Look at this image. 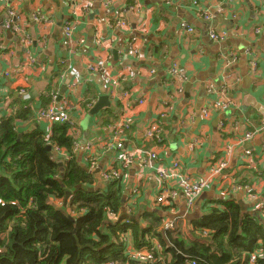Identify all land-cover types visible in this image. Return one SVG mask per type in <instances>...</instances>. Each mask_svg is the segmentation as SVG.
Listing matches in <instances>:
<instances>
[{
  "label": "crops",
  "instance_id": "1",
  "mask_svg": "<svg viewBox=\"0 0 264 264\" xmlns=\"http://www.w3.org/2000/svg\"><path fill=\"white\" fill-rule=\"evenodd\" d=\"M32 1L10 0V5L26 13L27 22L21 24L36 39L38 23L29 19L34 6ZM90 1L100 22L95 26L84 22L74 33L76 41L80 38L83 41L77 44L73 54H69L61 43L62 23L57 25L53 8H46V0L35 2L40 3L43 10L52 11L54 22L47 26L44 33L45 47H41L40 40L31 45L35 57L34 68L39 74L27 81V90L32 96L30 104L47 106L46 103L43 105V99H47L51 81L57 80L60 98H57L55 107L67 101L64 109L71 121L68 131L78 143V149L74 150L75 161L93 176V182L88 186L92 189L88 190L104 189L100 171L108 166L117 168L123 154L126 158L131 157L132 161L124 165L121 177V206L124 208L112 218L114 221L124 217V221L131 222L140 220L144 213L155 212L165 220L175 217L177 224L186 226L188 232L192 220L209 213L210 206L220 207L217 203L219 200L237 201L244 212L259 214L264 219V211L263 214L261 212L264 210V130L253 140L239 141L246 129L264 122V0H197L198 9L209 13L208 20L196 8L193 9L191 0H175L169 6L160 0H139L138 8L125 13V28L113 33L115 46L109 52L108 62L114 72L129 69L127 78L114 89V97L101 77L89 73L85 68L88 61L103 54V46L95 41L110 33L104 19L115 17L107 9L101 8L97 0ZM131 2L118 0L116 14L123 4ZM67 10L64 4L63 18ZM4 18L5 14L0 11V38L4 43H14L15 54L0 58V88L4 86L0 106L20 112L18 121L14 122L19 136L37 128L49 133L52 124L45 120L37 121L31 107H26L29 109L24 111L26 108L18 93V83L8 84L9 80L1 75L5 68L16 71L21 52L19 37L3 27ZM181 21L192 25L194 32L181 31ZM56 26H59V31H56ZM256 29H259L257 33ZM211 30L226 31L227 35L224 40L215 42L209 35ZM131 42H137L140 46L138 57L127 54V46ZM115 48L121 50L127 59L119 62ZM250 50L257 54L260 65L255 73L249 66ZM174 62L183 75L178 81L182 92L175 93L171 103L167 104L173 90L169 86L168 70ZM74 74L77 83L70 90L67 82L74 80ZM63 85L65 90L61 93ZM209 85L213 86L214 94H209ZM228 86L227 97L234 99V104L224 112H213L208 120H203L201 108L206 107L212 98L225 99V92H216ZM123 92L129 93L127 103L120 97ZM102 95L108 96L110 106L91 113V108ZM2 114L4 111L0 109V121L5 118ZM121 119L129 121L131 125L129 131L123 134L122 151L110 139L111 124ZM150 123L159 127V135L163 138L161 141L144 137ZM222 123L224 128L220 127ZM194 138H200L201 144L190 150ZM88 143L94 146V167L88 163ZM149 152L158 153L164 159V165L147 160ZM220 156L227 161L228 173L216 176L196 199L191 210L186 208L180 181L175 176H167L163 182L167 187L177 189L178 196L166 205L155 202L162 184L158 167L163 168L176 159L181 162V168L176 173L198 178L206 172L211 160ZM243 183L250 188H245ZM133 186L138 188V195L134 197L130 193ZM165 222L157 231L165 230Z\"/></svg>",
  "mask_w": 264,
  "mask_h": 264
},
{
  "label": "trees",
  "instance_id": "2",
  "mask_svg": "<svg viewBox=\"0 0 264 264\" xmlns=\"http://www.w3.org/2000/svg\"><path fill=\"white\" fill-rule=\"evenodd\" d=\"M46 98L43 105L50 103ZM19 113L0 121V264H247L256 248L264 251V219L234 200H219L220 207L192 220L190 238L179 228L157 231L164 218L155 212L112 220L124 208L121 182L105 181L102 191L81 187L93 176L75 161L69 125L53 122L49 133L37 128L19 136ZM126 237L133 249L155 239L161 251L136 260L125 251ZM255 262L264 264V256Z\"/></svg>",
  "mask_w": 264,
  "mask_h": 264
},
{
  "label": "built area",
  "instance_id": "3",
  "mask_svg": "<svg viewBox=\"0 0 264 264\" xmlns=\"http://www.w3.org/2000/svg\"><path fill=\"white\" fill-rule=\"evenodd\" d=\"M34 1V2H33ZM32 3H34V6L31 9V12L29 14V19L35 23H38L39 29L37 31V38L34 39V37L31 36V34H28L26 32V29L24 26H22L21 22H27V15L25 12L20 10L19 8H16L15 6L10 5V0H0V11L2 14H5V18L3 19V27L6 30H11L14 32L15 35L19 37L20 44H21V52L19 54V62L16 71L12 72L10 68H5L2 70L1 75L4 79L9 80L8 84H15L18 83V93L22 96L24 100L23 107H31V109H34V117L37 121H48L51 124L53 122H62L67 123L68 125L71 124V121H69L68 112L64 109V106L66 105L67 101L64 100L60 102V105L58 107H55L56 100L59 96V90H58V82L57 80H52L50 83V88L47 92V97L50 100V103L47 104V106H42L41 104H36L32 106L30 102L32 101V96L30 92L27 90V81L30 77H33L37 74H39V71L34 68V62L35 57L31 50V45L35 41L40 40L41 47H45V35L44 33L47 31V26L54 22V17L52 14V11L50 10H43L39 0H33ZM64 4L68 7L67 14L63 18L61 27H62V40L61 43L65 47L66 51L69 54H73L75 51V48L78 43H82L83 39L80 38L79 41H76L74 39V33L82 26V24L85 23H91L94 26L98 25L100 22V19L97 18L96 14H94V11L91 8V1L90 0H63ZM165 6L172 5L175 0H160ZM100 7L103 9H107L110 14H114L116 19L110 18L108 20H105V23L108 25V30H110L109 35H106L104 38L98 37L95 41L96 44L103 46V54L96 57L94 60L88 61L86 63V70L89 73L96 74L101 77V79L104 81L106 86L108 87V91L112 97H114V89L117 87L118 83L121 80H124L127 78L128 74V68L122 69L120 71L114 72L112 65L109 64L108 58H109V52L112 49V46H115V36L114 32L116 31H122L126 23L124 22V15L129 10H134L138 8L139 0H132L129 4H123L121 6V10L118 11L119 13L116 14V9L118 8V0H97ZM191 6L196 8V11L201 14V16L208 20L209 19V13L205 10H199L198 9V1L197 0H191ZM47 11V13L45 12ZM179 28L181 31H184L186 33L192 34L194 32V27L190 24H188L185 21H181L179 24ZM259 31V29H256V33ZM210 37L215 42H220L225 39L227 32L226 31H213L211 30L209 32ZM116 53V59L119 62H123L127 58L122 55L121 50H117L115 48ZM15 54V45L14 43H4L0 38V58H4L6 56L11 57ZM127 54L132 57H138L140 54V46L137 42H131L127 46ZM248 60H249V66L253 73L258 72L260 69L258 56L255 52H251V50L248 52ZM149 72H153V70H150ZM168 75L170 78L169 86L173 87V90L171 91L167 104L171 103L173 100V96L175 93H181L182 88L179 86L178 81L179 78L182 75V72L179 70V66L177 63H173L172 66L168 70ZM77 77L76 74H74V80H70L67 82L68 88L72 90L76 83H77ZM4 86L0 88V94L2 92ZM228 87H224L220 91H215L216 93H223L225 92L226 98H222L220 100H213V98L209 101V104L201 108L200 110V116L203 120H208L213 112H224L226 109L231 107L234 104V99H231L227 97L228 94ZM209 94H214L213 86L209 85V88L207 89ZM121 99L125 100V103L128 102L129 93L123 92L120 94ZM1 105V100H0ZM2 111H4V117L8 118L10 116H13L15 113L14 110H8L5 108H1ZM18 117V116H17ZM17 117L15 118V121H18ZM70 127V126H69ZM221 128H224V123L220 125ZM131 128L130 122L121 119L119 121H115L111 124V133H110V139L114 142V145L117 149L122 151L124 149V140L123 134H126L129 129ZM264 130V122L256 127H252L249 129H246V131L243 133L242 137L240 138V142L249 141L257 138L261 132ZM144 137L146 139L154 138L157 142L161 141L163 138L159 135V127L155 126V123H150L145 131H144ZM201 144L200 138H194V141L190 144V150H194L197 146ZM78 149V143L77 141L74 142V149ZM87 149V159L90 167H94L96 165L95 157L92 155V152L94 151L93 143H88L86 146ZM54 150L56 154L61 158H67L69 157L68 152L59 147H54ZM249 153V152H247ZM147 160H154L158 164L164 165V159L159 156L158 153L155 152H149L147 154ZM132 158L121 155V160L119 164V168H115V166L110 167L108 166L105 169H102L100 171V176L102 180L110 181V180H118L121 182V177L123 173V168L126 163H131ZM148 163V162H147ZM122 167V168H120ZM181 168V162L179 160L173 159L172 162L163 167H158V176L161 180V185L158 190V194L156 195L155 202L157 204H164L171 203L173 199H175L178 196L177 189L169 188L167 185L163 182L167 176H175L180 181L181 184V192L185 199L186 208L188 210H191L195 204L196 199L201 195V193L206 190L210 182L216 177L223 173L224 170L227 168V161L223 156H220L219 158H215L211 160L210 164L207 167L206 172L203 174V176H200L198 178H191L187 175H184L182 173H176ZM243 186L245 188L248 187L247 183H243ZM131 195L137 196L138 195V188L137 186H133L130 190ZM262 210V214H263ZM175 218V217H174ZM172 218L171 220H163L167 221L164 224V228L169 231H175V226L177 222V219ZM126 237L124 240L125 244V251L130 253L132 258H135L136 260L145 261L149 258H151V252L149 250L153 251H161L160 244L153 239L149 245L145 246L140 249H133L131 246V243L129 244V239ZM256 255L258 256H264V251L262 248H256L253 252L250 253L248 257L247 264H256ZM171 254L167 255V258H170ZM110 264V263H108ZM194 264V262H192Z\"/></svg>",
  "mask_w": 264,
  "mask_h": 264
},
{
  "label": "water",
  "instance_id": "4",
  "mask_svg": "<svg viewBox=\"0 0 264 264\" xmlns=\"http://www.w3.org/2000/svg\"><path fill=\"white\" fill-rule=\"evenodd\" d=\"M46 1H47L46 2V8L47 7H52L53 8V10H54L53 13H54V16H55V20L57 22V25H60L62 23V20H63L62 8H63V5H64V2L62 0H46ZM223 22H227V20H223ZM134 35L141 36V35H138L137 33H134ZM141 37H143V36H141ZM187 86H189V84ZM64 90H65V86L63 85L61 87V93ZM58 98H60V96ZM104 106H110V101L108 99V96L102 95V96H100L98 98V100L95 102L94 106L91 108V113H96L100 108H102ZM197 122H198V120H197ZM46 148L48 150H50V145H47ZM227 173H228V170L226 169V170L223 171L222 174H227ZM80 186L83 187V188H86V189H90V190L92 189L91 187H88L85 184L80 185ZM124 198H125V195H124ZM173 252H175V255L178 258H180L182 256V254H180L179 252H176L174 248H173Z\"/></svg>",
  "mask_w": 264,
  "mask_h": 264
},
{
  "label": "rangeland",
  "instance_id": "5",
  "mask_svg": "<svg viewBox=\"0 0 264 264\" xmlns=\"http://www.w3.org/2000/svg\"><path fill=\"white\" fill-rule=\"evenodd\" d=\"M56 28V31H59V26H56L55 27ZM79 52H81L80 50H79ZM121 160V159H120ZM124 169V168H123ZM126 197V196H125ZM179 228V230H180V232L182 233V235H184V236H188V238L189 237H191V233H190V231L188 230V232L186 231L187 230V227L185 226V227H183V224H180V225H178L177 226V229ZM197 234V233H196ZM202 235H203V233H202ZM129 244H130V241H129Z\"/></svg>",
  "mask_w": 264,
  "mask_h": 264
},
{
  "label": "clouds",
  "instance_id": "6",
  "mask_svg": "<svg viewBox=\"0 0 264 264\" xmlns=\"http://www.w3.org/2000/svg\"><path fill=\"white\" fill-rule=\"evenodd\" d=\"M177 226H178V224L176 223V226H175V229L177 230ZM171 232H175V231H171Z\"/></svg>",
  "mask_w": 264,
  "mask_h": 264
}]
</instances>
